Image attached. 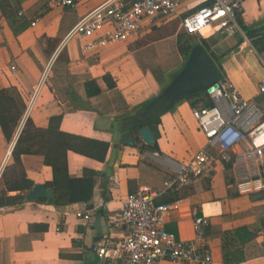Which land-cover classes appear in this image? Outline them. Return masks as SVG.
Here are the masks:
<instances>
[{
    "label": "crops",
    "instance_id": "1",
    "mask_svg": "<svg viewBox=\"0 0 264 264\" xmlns=\"http://www.w3.org/2000/svg\"><path fill=\"white\" fill-rule=\"evenodd\" d=\"M3 1L16 20L26 22V27L15 35L0 9V90H15L0 99V264H104L93 247L125 237L126 228L111 224L109 219L121 209L126 196L140 188L152 193L157 203H176L165 217V228L179 239L193 238L194 214L207 217L205 248L214 264H223L221 234L240 227L256 229L264 219V194H239L235 190L238 178L250 174V166L233 160L225 166L215 164L210 179L197 180L174 191L163 188V181L176 175L180 165L206 142L192 116L193 107L185 100L160 115L159 137L155 140L159 152L140 141L134 146L122 143L123 138L138 135L127 119L132 117L134 123L133 115L162 89L152 70L168 69L161 65L151 68L144 59L145 51L154 45V32L146 28L128 41L83 51L85 40L65 37L81 16L103 0H74L71 6H49L48 0ZM208 2L181 0L178 16L166 19L161 26L170 27L164 39L179 65L177 71L185 59L176 48L180 31L172 32V28L180 27L179 16L189 8ZM238 19L253 30L252 39L261 38L264 48V0H244ZM238 26L239 31L231 35L209 28V32L202 30L196 36L207 40L208 48L217 57V67L241 96L264 106V93L258 94L257 89L264 77V66L258 49L239 23ZM46 67L45 80L26 116L30 123L15 150L25 178L32 184L30 188L44 184L53 190L52 169L44 161V153L57 147L45 146L51 137V132L46 131L52 117L61 116L62 133L108 143L102 161L66 149L70 182L68 203L63 206L48 203L54 194L51 198L28 200L30 188L8 190L15 173L6 171L4 178L2 175L14 164L11 151L23 127L25 105ZM106 74L110 76L108 83L103 79ZM90 79H95L100 92L89 97L84 85ZM147 124L138 125L140 128ZM35 130L46 134L38 135ZM113 179L117 180L116 187ZM16 194L23 199L2 205L3 196ZM85 214L90 219H85ZM241 250L245 260L237 264H264V228ZM159 264L176 263L163 260Z\"/></svg>",
    "mask_w": 264,
    "mask_h": 264
},
{
    "label": "built area",
    "instance_id": "2",
    "mask_svg": "<svg viewBox=\"0 0 264 264\" xmlns=\"http://www.w3.org/2000/svg\"><path fill=\"white\" fill-rule=\"evenodd\" d=\"M207 4L191 7L179 16L180 28L192 35H201L204 28L228 35L239 31L237 17L244 0H205ZM49 6H71L74 0H48ZM181 0H103L69 30L65 40L78 36L85 40L82 50L128 41L142 30L178 16ZM36 19L30 24L34 25ZM63 40L62 43L65 41ZM264 66V49L259 51ZM14 70V67H11ZM42 72L39 84L28 97L22 120L33 108L39 85L46 77ZM216 88L206 92L211 106L193 107L191 113L205 144L184 161L177 174L163 181L165 190L174 191L201 179H210L215 164L225 166L248 164L250 174L238 178L239 194H264V106L244 98L232 82L221 76ZM264 93V77L257 86ZM239 146H246L238 150ZM213 149L215 154L210 150ZM1 178V169H0ZM117 186V180L113 179ZM175 202L157 203L154 195L140 188L126 196L121 209L110 217L111 224L124 226L125 237L93 247L104 264H159L163 260L176 264H214L205 248L209 219L194 214L192 239L183 240L165 228V217ZM85 219H90L87 214Z\"/></svg>",
    "mask_w": 264,
    "mask_h": 264
},
{
    "label": "trees",
    "instance_id": "3",
    "mask_svg": "<svg viewBox=\"0 0 264 264\" xmlns=\"http://www.w3.org/2000/svg\"><path fill=\"white\" fill-rule=\"evenodd\" d=\"M0 9L2 15L7 19L9 22V26L11 27L13 33L15 35H19L20 32L26 27V22H20L13 17L12 11L8 5L5 4L3 0H0ZM237 23H239L241 29L245 32V35L251 42L255 45L258 51H262L264 48L262 46V40L259 39H252L253 37V30L247 29L242 22L237 17ZM201 44L207 51H209L211 57L217 62V57L212 54L210 49L207 46V40L201 37H197L196 35L188 34L181 30L176 37V48L178 54L182 58H186L190 48L195 44ZM261 43V45H260ZM223 75V74H222ZM110 76L108 74L103 76L105 82L108 83ZM114 84L111 85V87ZM85 91L87 96L97 95L100 92L99 87L96 84L95 79H90L85 82ZM14 93V89H2L0 90V99L4 96H11V93ZM185 101H188L192 107H201V106H211V102L209 101L208 95L206 91H202L197 93L191 97L185 98ZM6 103L4 102L3 105ZM145 104L141 106L143 108ZM1 106V102H0ZM23 108V106H22ZM169 111V109H153L149 113L150 123L149 124H159V117L162 113ZM1 116V110H0ZM22 116V115H21ZM132 117L127 119L130 122V127L132 131L137 132L139 129V125L135 123H131ZM61 116L52 117L49 122V126L46 131L51 132L50 140H47L45 146H57L55 149L49 148L44 153V161L48 164L52 169V183H50L51 188L54 190V196L48 203L54 206H63L68 203V194H69V178L67 174V166H66V149L69 147L74 151L83 154L85 156H89L100 161L104 160L106 151L108 149V143L91 140L88 138H83L76 135L65 134L59 131V121ZM29 118H25L21 133L19 134L14 147L11 151V156L14 160V164L12 167H7L5 172L2 173L3 178L6 174V171L15 173L14 182L12 185L8 187V190H18L23 191L29 189L32 186L31 182L25 178V174L23 173L22 167L20 166V162L18 160V156L15 154L16 146H19L20 140L22 138V133L24 132L26 126L30 123ZM1 123V122H0ZM4 131V130H3ZM36 131V130H35ZM42 131V132H41ZM38 135H44L43 130L36 131ZM5 138L9 139V135L6 131H4ZM49 134V133H48ZM45 136V135H44ZM64 146V148L62 147ZM145 147L144 145H142ZM151 151L159 152L158 146L154 143L152 146L149 147ZM227 170H229V165L226 166ZM174 196L173 198H175ZM172 198V199H173ZM23 196L21 194H16L15 196H3L2 205H9L15 201H21ZM261 228H264V219L259 221V226L256 229L250 230L247 227H240L235 229L234 231H227L221 234L222 243V263L223 264H237L245 260V257L242 253L241 246H243L248 241L255 238V235L259 232Z\"/></svg>",
    "mask_w": 264,
    "mask_h": 264
},
{
    "label": "water",
    "instance_id": "4",
    "mask_svg": "<svg viewBox=\"0 0 264 264\" xmlns=\"http://www.w3.org/2000/svg\"><path fill=\"white\" fill-rule=\"evenodd\" d=\"M222 73L210 54L201 44H195L183 62L182 67L174 73L170 81L153 97L139 112L133 115V122L137 124L149 123V113L153 109H172L185 98L202 91L210 92L216 88V81ZM159 137L157 125H144L133 138H123L122 143L134 146L139 141L149 149ZM54 192L44 184H36L26 194V199L34 200L51 198ZM99 219L98 217H96ZM96 219V221H97Z\"/></svg>",
    "mask_w": 264,
    "mask_h": 264
},
{
    "label": "rangeland",
    "instance_id": "5",
    "mask_svg": "<svg viewBox=\"0 0 264 264\" xmlns=\"http://www.w3.org/2000/svg\"><path fill=\"white\" fill-rule=\"evenodd\" d=\"M165 21L166 20L160 22L152 28H148L154 32V37L152 40L154 41V45L152 47H149L148 50H146L144 53V59L149 61L148 64L151 68H153L155 65H161L168 68L162 71L158 69L152 70L153 72L151 71L152 75L156 77L161 85H163L161 88H163L169 82L170 75L172 73H176V69L179 68V65L175 63V56L171 53V49H169V46L164 39L166 30H168V28L170 27L168 26L166 29H161V26ZM172 30H174L172 32H175V30L181 31V28L179 26L176 28V26L174 25ZM169 67H173V69L169 70Z\"/></svg>",
    "mask_w": 264,
    "mask_h": 264
},
{
    "label": "bare ground",
    "instance_id": "6",
    "mask_svg": "<svg viewBox=\"0 0 264 264\" xmlns=\"http://www.w3.org/2000/svg\"><path fill=\"white\" fill-rule=\"evenodd\" d=\"M206 29L208 30V32L210 31V30H209V27L204 28L203 31L205 32ZM8 153H9V151H7V156H8Z\"/></svg>",
    "mask_w": 264,
    "mask_h": 264
}]
</instances>
